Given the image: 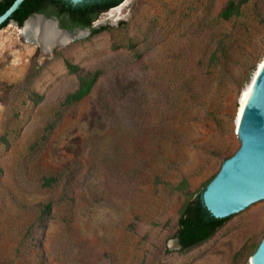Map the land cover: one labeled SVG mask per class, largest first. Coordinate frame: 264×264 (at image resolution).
<instances>
[{
    "label": "rangeland",
    "instance_id": "1",
    "mask_svg": "<svg viewBox=\"0 0 264 264\" xmlns=\"http://www.w3.org/2000/svg\"><path fill=\"white\" fill-rule=\"evenodd\" d=\"M226 2L128 0L93 22L106 30L52 53L13 22L0 33V264H251L264 204L196 247L182 250L176 237L184 203L239 148L241 95L264 59L249 6L252 46L232 49L227 69L208 66L215 35L236 26L217 20ZM97 68L89 94L60 108L79 75ZM94 114L103 131L90 130ZM74 161V201L39 189L42 174ZM48 201L43 228L32 207Z\"/></svg>",
    "mask_w": 264,
    "mask_h": 264
},
{
    "label": "trees",
    "instance_id": "2",
    "mask_svg": "<svg viewBox=\"0 0 264 264\" xmlns=\"http://www.w3.org/2000/svg\"><path fill=\"white\" fill-rule=\"evenodd\" d=\"M14 0H0V14L3 13ZM124 0H89L79 4H72L69 0H25L20 8L14 12L11 21L19 27L23 21L32 13H49L56 16L66 15L71 24L80 27H89L98 18V16L108 10L117 7ZM250 8V15L258 27L264 28V0H227L225 5L217 14L219 22H233L236 25L234 30L220 31L214 37L213 49L209 51L208 66L215 67L218 70L227 69L232 49L242 46L243 49H249L252 46L251 24L247 22L246 9ZM9 21L3 23L0 27H5ZM123 24V23H122ZM61 26L68 28V22L61 20ZM106 30L105 27L91 29V34L95 35ZM206 31H210L208 26ZM250 60L253 56L250 53ZM69 73L79 72V67L71 63L66 64ZM102 69L97 68L93 71L79 75L77 88L64 96L60 102V108L67 110L74 107L84 99L98 78L102 75ZM31 74L28 76L30 79ZM63 113L58 112L59 117ZM93 116V115H92ZM61 119L50 121L44 130L51 133ZM115 129L118 125L113 123ZM90 130L100 132L104 130V122L100 115L94 114L90 124ZM76 161L65 164L61 169L49 174H42L38 179L39 189L58 193L59 199L65 203H70L75 199L76 193ZM134 174V171L132 172ZM210 182V181H209ZM206 187V185H205ZM203 188V190L205 189ZM202 190V191H203ZM202 191L186 201L180 211L178 220V231L176 237L182 250H187L200 245L208 240L230 217L223 219L214 218L205 208L202 202ZM53 209V202L39 203L32 207V212L37 214L35 221L45 228ZM34 221V222H35ZM28 227V234L33 230L34 224ZM242 250L234 255V261Z\"/></svg>",
    "mask_w": 264,
    "mask_h": 264
},
{
    "label": "water",
    "instance_id": "3",
    "mask_svg": "<svg viewBox=\"0 0 264 264\" xmlns=\"http://www.w3.org/2000/svg\"><path fill=\"white\" fill-rule=\"evenodd\" d=\"M24 1L14 0L0 14V27L9 21L0 29V33L12 23L10 20L12 15ZM69 1L72 4H79L89 0ZM127 1L124 0L123 3ZM35 18L43 23L51 24L61 39L45 49L40 44L39 32L35 35L26 34L27 22ZM102 24L96 22L93 23V27ZM20 30L21 35L28 42L35 43L40 51L46 53H52L57 47L79 39L89 32L81 30L78 34L72 35L60 28L55 17H47L39 13L29 15L23 21ZM254 89V95L245 106L240 123L236 127V134L240 141L239 148L231 157L224 160L218 173L201 193L203 205L214 218L223 219L231 216L224 224L234 222L250 208L264 204V68L254 81ZM252 259L253 264H264V237Z\"/></svg>",
    "mask_w": 264,
    "mask_h": 264
},
{
    "label": "bare ground",
    "instance_id": "4",
    "mask_svg": "<svg viewBox=\"0 0 264 264\" xmlns=\"http://www.w3.org/2000/svg\"><path fill=\"white\" fill-rule=\"evenodd\" d=\"M114 16L115 15L110 14L109 20L113 21V19H115ZM26 30H27L26 34H31V35H35L37 32H39L40 44L45 49L48 48L52 43L56 42L57 40L59 41L61 39L51 24L43 23L38 18L29 20L26 24ZM20 32L22 33L21 30H20ZM263 68H264V59L258 65V68L255 72V75H254L251 83L247 86V88L243 91V93L241 95L240 108L238 110L237 119H236V127H238V125L240 123L242 113L244 111L245 106L247 105L249 100L254 95V92H255L254 81H255L256 77L259 75V73L262 71ZM251 264H253V259H251Z\"/></svg>",
    "mask_w": 264,
    "mask_h": 264
},
{
    "label": "flooded vegetation",
    "instance_id": "5",
    "mask_svg": "<svg viewBox=\"0 0 264 264\" xmlns=\"http://www.w3.org/2000/svg\"><path fill=\"white\" fill-rule=\"evenodd\" d=\"M39 14H43V15H45V16H47V17H55V18L57 19L58 23H59L60 28H62V29H64V30L68 31V32H69L70 34H72V35H76V34H78V32L81 31V30H89V31H91V29L93 28V23H92V25L89 26V27H80V26L73 25V24H71V23L69 22L68 17H67L66 15H60V16L58 17V16H56L55 14H52V13H49V15H46V14H44V13H39ZM61 20H64L65 22H68V26H69V27H68V28H63V27L61 26Z\"/></svg>",
    "mask_w": 264,
    "mask_h": 264
}]
</instances>
